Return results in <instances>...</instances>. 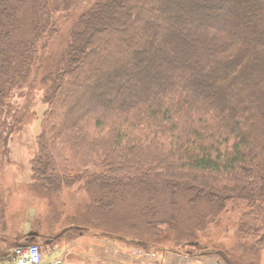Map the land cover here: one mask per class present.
Here are the masks:
<instances>
[{"label": "trees", "instance_id": "16d2710c", "mask_svg": "<svg viewBox=\"0 0 264 264\" xmlns=\"http://www.w3.org/2000/svg\"><path fill=\"white\" fill-rule=\"evenodd\" d=\"M79 1L0 0V147L10 95L41 69V190L145 200L185 179L215 205L245 200L240 232L264 246V0H96L48 67L56 15Z\"/></svg>", "mask_w": 264, "mask_h": 264}, {"label": "rangeland", "instance_id": "374dc122", "mask_svg": "<svg viewBox=\"0 0 264 264\" xmlns=\"http://www.w3.org/2000/svg\"><path fill=\"white\" fill-rule=\"evenodd\" d=\"M95 1L80 0L56 15L57 34L42 52L48 67L61 57L72 22ZM40 74L32 73L8 100L15 126L0 147V264H10L12 244L29 242L40 247L44 261L61 264H264L262 233L240 232L250 212L245 200L215 205L209 191H196L185 179L171 181L174 192L164 188L145 200L121 191L94 197L81 181L58 192L41 190L30 168L46 109ZM31 232L38 234L32 241Z\"/></svg>", "mask_w": 264, "mask_h": 264}, {"label": "built area", "instance_id": "2783aa9c", "mask_svg": "<svg viewBox=\"0 0 264 264\" xmlns=\"http://www.w3.org/2000/svg\"><path fill=\"white\" fill-rule=\"evenodd\" d=\"M10 264H61V261H44L40 250L35 244L23 243L15 245L12 249Z\"/></svg>", "mask_w": 264, "mask_h": 264}, {"label": "water", "instance_id": "95a60500", "mask_svg": "<svg viewBox=\"0 0 264 264\" xmlns=\"http://www.w3.org/2000/svg\"><path fill=\"white\" fill-rule=\"evenodd\" d=\"M30 241H32L34 238L38 237V234L36 232H31L28 234ZM19 245V244H17Z\"/></svg>", "mask_w": 264, "mask_h": 264}, {"label": "crops", "instance_id": "0c3cea01", "mask_svg": "<svg viewBox=\"0 0 264 264\" xmlns=\"http://www.w3.org/2000/svg\"><path fill=\"white\" fill-rule=\"evenodd\" d=\"M55 260H57L56 258H54V259H51V260H46V262H52V261H55Z\"/></svg>", "mask_w": 264, "mask_h": 264}]
</instances>
